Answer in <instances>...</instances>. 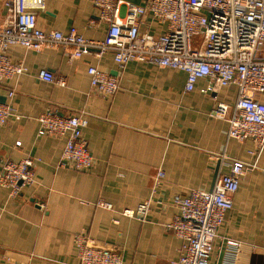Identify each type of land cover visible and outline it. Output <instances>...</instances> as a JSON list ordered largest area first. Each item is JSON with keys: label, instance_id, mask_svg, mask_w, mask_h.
I'll return each instance as SVG.
<instances>
[{"label": "crops", "instance_id": "0c3cea01", "mask_svg": "<svg viewBox=\"0 0 264 264\" xmlns=\"http://www.w3.org/2000/svg\"><path fill=\"white\" fill-rule=\"evenodd\" d=\"M6 1L0 0V25L12 18ZM35 14L43 30L67 32L75 27L94 40H102L107 32L92 0H44ZM164 27L150 16L140 24L151 33ZM68 50L19 45L7 49L8 57L22 62L25 70L0 86V101L13 109L0 124V170L6 160L29 156L35 180L16 196L0 185V264H78L77 234L118 251L121 264H175L183 244L167 228L177 213L175 198L191 189L210 190L234 160L256 166L240 178L209 261L264 264V148L256 157L250 153L252 139L226 137V119L209 115L214 100L200 91L205 81L199 79L185 91L186 73L181 69L129 61L120 70L110 52L97 56L91 49L70 59ZM90 65L117 76L119 89L105 96L91 86ZM42 69L55 79L39 78ZM235 95L233 84L216 92V98L227 103ZM260 98L264 102V93ZM49 111L86 113L82 136L93 157L89 168L59 165L65 138L38 134L37 117ZM158 170L164 176L153 190ZM99 198L111 202L113 209L97 207ZM145 200L150 207L143 219L121 214ZM227 240L243 244L237 258Z\"/></svg>", "mask_w": 264, "mask_h": 264}, {"label": "built area", "instance_id": "2783aa9c", "mask_svg": "<svg viewBox=\"0 0 264 264\" xmlns=\"http://www.w3.org/2000/svg\"><path fill=\"white\" fill-rule=\"evenodd\" d=\"M98 17L107 24L102 40L85 38L75 27L67 32L43 30L37 25L35 10L44 7V0H7L12 8L11 20L0 25V86L3 80L25 70L22 62L12 61L7 49L19 45L27 49L61 46L70 59L81 57L91 49L97 56L112 53L118 69L129 61H144L159 67L181 69L186 73L185 91H191L197 80L203 79L202 93L212 96L214 104L209 115L224 118L228 123L226 137L237 140L250 138L258 157L264 148V0H92ZM151 17L164 24L160 33L141 30L144 18ZM90 85L110 96L119 89L118 78L90 65L87 68ZM45 81L54 80L46 69L38 73ZM64 84L63 79H56ZM235 85L231 103L219 101L216 92ZM13 90L8 91L11 96ZM13 113L12 106L0 101V124ZM85 112L59 115L43 112L38 117V134L65 138L59 165L84 170L93 157L82 128L87 125ZM86 114V113H85ZM16 144H20L17 142ZM38 159V158H37ZM34 159L24 157L6 160L0 170V185L16 196L22 186L34 182ZM255 163L234 160L228 173L219 174L210 190L191 189L177 197V213L167 228L183 240L175 264H211L209 261L217 228L232 207V197L240 178ZM163 170L153 178L155 190L163 179ZM95 205L112 210L113 204L102 198ZM150 207L149 200L134 208H123L121 214L143 219ZM226 243L237 258L243 244ZM78 264H121L118 251L99 246L85 234L75 236ZM255 246H250L253 249Z\"/></svg>", "mask_w": 264, "mask_h": 264}, {"label": "water", "instance_id": "95a60500", "mask_svg": "<svg viewBox=\"0 0 264 264\" xmlns=\"http://www.w3.org/2000/svg\"><path fill=\"white\" fill-rule=\"evenodd\" d=\"M216 179V178H215Z\"/></svg>", "mask_w": 264, "mask_h": 264}]
</instances>
